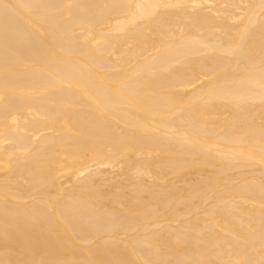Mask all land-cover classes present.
Masks as SVG:
<instances>
[{
	"label": "bare ground",
	"instance_id": "bare-ground-1",
	"mask_svg": "<svg viewBox=\"0 0 264 264\" xmlns=\"http://www.w3.org/2000/svg\"><path fill=\"white\" fill-rule=\"evenodd\" d=\"M0 264H264V0H0Z\"/></svg>",
	"mask_w": 264,
	"mask_h": 264
}]
</instances>
